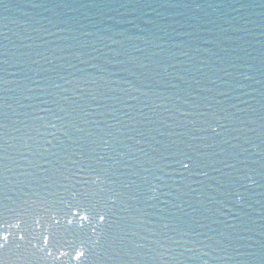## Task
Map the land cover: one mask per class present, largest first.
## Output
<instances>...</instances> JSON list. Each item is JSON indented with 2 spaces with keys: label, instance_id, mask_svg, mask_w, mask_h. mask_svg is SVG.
I'll use <instances>...</instances> for the list:
<instances>
[{
  "label": "water",
  "instance_id": "1",
  "mask_svg": "<svg viewBox=\"0 0 264 264\" xmlns=\"http://www.w3.org/2000/svg\"><path fill=\"white\" fill-rule=\"evenodd\" d=\"M0 237V264H264V0H0Z\"/></svg>",
  "mask_w": 264,
  "mask_h": 264
},
{
  "label": "snow or ice",
  "instance_id": "2",
  "mask_svg": "<svg viewBox=\"0 0 264 264\" xmlns=\"http://www.w3.org/2000/svg\"><path fill=\"white\" fill-rule=\"evenodd\" d=\"M184 167L187 168V167H188V164H184ZM74 215H75V213H74ZM81 219H85V217H81ZM100 219L103 220L104 217L101 216ZM22 238H23V237H21V239H22ZM0 239H3V240L6 242L7 237H0ZM0 247H3V244H0ZM80 255H83V254H82V253H78V254H77V258H79Z\"/></svg>",
  "mask_w": 264,
  "mask_h": 264
}]
</instances>
